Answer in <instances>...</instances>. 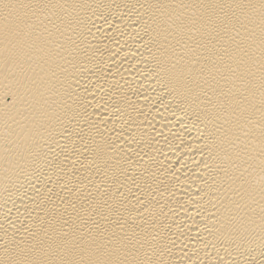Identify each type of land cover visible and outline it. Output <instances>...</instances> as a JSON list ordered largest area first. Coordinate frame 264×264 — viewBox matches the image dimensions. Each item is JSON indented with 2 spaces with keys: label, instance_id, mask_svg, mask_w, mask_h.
I'll return each mask as SVG.
<instances>
[{
  "label": "bare ground",
  "instance_id": "1",
  "mask_svg": "<svg viewBox=\"0 0 264 264\" xmlns=\"http://www.w3.org/2000/svg\"><path fill=\"white\" fill-rule=\"evenodd\" d=\"M0 264H264V0H0Z\"/></svg>",
  "mask_w": 264,
  "mask_h": 264
}]
</instances>
